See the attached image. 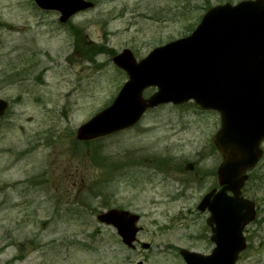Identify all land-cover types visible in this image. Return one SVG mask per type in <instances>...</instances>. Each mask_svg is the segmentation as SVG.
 <instances>
[{"label": "rangeland", "instance_id": "1", "mask_svg": "<svg viewBox=\"0 0 264 264\" xmlns=\"http://www.w3.org/2000/svg\"><path fill=\"white\" fill-rule=\"evenodd\" d=\"M67 24L32 0H0V264H184L179 249L214 247L196 210L217 186V113L191 102L148 111L131 129L79 142L77 128L111 104L136 60L190 34L205 11L241 0H89ZM153 89L145 92L148 97ZM262 157L242 189L256 207L236 264H264ZM140 215L127 249L97 214Z\"/></svg>", "mask_w": 264, "mask_h": 264}, {"label": "water", "instance_id": "2", "mask_svg": "<svg viewBox=\"0 0 264 264\" xmlns=\"http://www.w3.org/2000/svg\"><path fill=\"white\" fill-rule=\"evenodd\" d=\"M34 2L59 11L61 22L92 6L83 0ZM113 62L128 80L109 107L77 129V139L131 127L146 109L160 104L193 100L200 110L217 111L221 124L212 139L222 157L216 172L220 189L211 190L197 205L198 211L209 213L206 224L215 247L208 255L185 249L179 254L185 264H235L245 248L242 230L255 215L254 203L241 196V189L260 160L264 139V0L213 7L188 37L155 48L139 62L129 50ZM150 86L157 91L143 99L142 91ZM6 108L0 99V116ZM97 219L115 228L123 244L134 249L137 215L110 209Z\"/></svg>", "mask_w": 264, "mask_h": 264}, {"label": "trees", "instance_id": "3", "mask_svg": "<svg viewBox=\"0 0 264 264\" xmlns=\"http://www.w3.org/2000/svg\"><path fill=\"white\" fill-rule=\"evenodd\" d=\"M205 2L207 3L208 1L206 0Z\"/></svg>", "mask_w": 264, "mask_h": 264}]
</instances>
